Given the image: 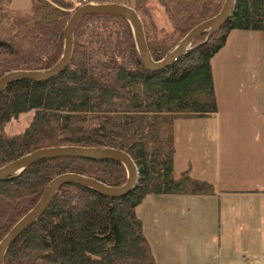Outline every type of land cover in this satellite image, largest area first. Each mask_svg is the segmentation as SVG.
<instances>
[{
	"label": "trees",
	"instance_id": "obj_1",
	"mask_svg": "<svg viewBox=\"0 0 264 264\" xmlns=\"http://www.w3.org/2000/svg\"><path fill=\"white\" fill-rule=\"evenodd\" d=\"M30 1L29 11L17 12L11 0H0V77L49 69L62 56L70 11L79 6L72 0ZM151 1L162 9L169 30L153 22ZM222 3L134 0L152 59H163ZM231 31L264 33V0H235L230 17L206 42V35H199L187 54L151 72L141 62L126 20L88 15L76 27L72 58L62 73L44 83L15 82L0 94V167L43 147L106 146L126 151L139 174L135 188L122 197L77 183L63 185L11 244L4 264H155L136 207L148 195L214 194L210 183L193 179L188 170L175 175L173 124L216 112L210 60ZM27 113L32 116L22 131H6ZM67 172L109 186H120L127 177L116 160H39L0 181V240L36 204L45 185Z\"/></svg>",
	"mask_w": 264,
	"mask_h": 264
},
{
	"label": "crops",
	"instance_id": "obj_2",
	"mask_svg": "<svg viewBox=\"0 0 264 264\" xmlns=\"http://www.w3.org/2000/svg\"><path fill=\"white\" fill-rule=\"evenodd\" d=\"M233 32L210 60L216 112L173 124L175 175L188 170L214 194H154L136 207L155 264H203L189 254L203 245L188 244L201 231L213 264H264V70L259 49L255 69L244 67L251 56L240 38L221 64Z\"/></svg>",
	"mask_w": 264,
	"mask_h": 264
},
{
	"label": "water",
	"instance_id": "obj_3",
	"mask_svg": "<svg viewBox=\"0 0 264 264\" xmlns=\"http://www.w3.org/2000/svg\"><path fill=\"white\" fill-rule=\"evenodd\" d=\"M235 0H223L218 13L191 29L163 59L154 61L150 55L143 24L137 12L130 6L118 3H86L75 9L63 32V53L60 60L51 68L41 71H12L0 77V94L11 84L18 81L44 83L62 73L69 65L74 44V33L79 22L88 15H117L128 22L141 62L151 72L167 68L191 49L199 35L205 34L206 42L230 17ZM58 157H76L92 160H116L126 170L127 177L120 186H109L96 178L79 173L67 172L55 176L44 187L36 204L28 210L0 240V264L11 244L19 235L33 224L46 210L57 191L67 183H77L109 197H122L133 190L138 182V169L131 156L124 150L106 146H51L35 149L0 167V181L22 173L33 163Z\"/></svg>",
	"mask_w": 264,
	"mask_h": 264
},
{
	"label": "rangeland",
	"instance_id": "obj_4",
	"mask_svg": "<svg viewBox=\"0 0 264 264\" xmlns=\"http://www.w3.org/2000/svg\"><path fill=\"white\" fill-rule=\"evenodd\" d=\"M72 1L74 3L75 7L84 5V4L88 3L89 1H91L89 3H95V4H100L98 2L109 3V1H107V0H72ZM117 1L120 4L128 5V6L133 8L134 0H117ZM31 6L32 5H31L30 0H11V3H10V8L14 11H17V12L29 11L31 9ZM148 8H149L150 13H151V18H152L153 22L158 26V28L169 30V24H168V22L164 16L163 11L160 8V6H158L154 1H151L148 3ZM73 11H74V9L71 10L70 13H72ZM144 33H145V30H144ZM239 38L243 40L242 46L245 47V49H244L245 53L251 56V62L248 61L245 63L247 65L246 66L244 65L245 68L249 67L248 71L249 70L253 71L255 69L256 64H255L254 55H255V53H257V51L259 49L260 54L262 56L261 60H260L259 72H260V75L262 76V71L264 70V58H263V56H264V33L245 32V31L233 32L232 39H231L232 44H230L229 47L223 52V53H225V55L220 58L221 64L222 65L226 64V59L228 56L227 52H232L233 46H235V43H238L237 40ZM176 44H175V46H176ZM245 70L247 71V69H245ZM225 87L226 86H223V88H225ZM31 116H32V113H27V114L21 115L18 119L11 121L7 125L6 131L8 133H15L18 131H22L29 124ZM208 233H209V231H208ZM188 236H189V240H188L189 247L191 245V248H192L193 244L195 246L196 241L200 242L204 247V250H200L199 249L200 247L198 249H196L195 251L191 249V251H189L191 258H194V259L196 258V260H198V262H203V264H213L215 262V259H214L212 252H211L212 249H211V244L209 243L210 242L209 241V234H206L205 232L201 231L200 233L197 232L194 234H190ZM209 246H210V248H209ZM195 248H197V247H195Z\"/></svg>",
	"mask_w": 264,
	"mask_h": 264
},
{
	"label": "built area",
	"instance_id": "obj_5",
	"mask_svg": "<svg viewBox=\"0 0 264 264\" xmlns=\"http://www.w3.org/2000/svg\"><path fill=\"white\" fill-rule=\"evenodd\" d=\"M263 262H264V259H263Z\"/></svg>",
	"mask_w": 264,
	"mask_h": 264
}]
</instances>
